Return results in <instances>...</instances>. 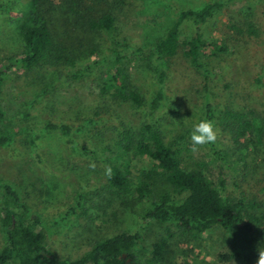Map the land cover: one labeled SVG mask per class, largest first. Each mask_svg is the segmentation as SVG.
Returning <instances> with one entry per match:
<instances>
[{
    "label": "trees",
    "instance_id": "1",
    "mask_svg": "<svg viewBox=\"0 0 264 264\" xmlns=\"http://www.w3.org/2000/svg\"><path fill=\"white\" fill-rule=\"evenodd\" d=\"M66 1L65 20L54 19V11L47 5L49 0H26L25 13L17 19L22 50L6 59L8 65L0 69V152L18 147L22 138L24 148L39 158L37 149L41 145L62 138L71 142L74 154L101 163L107 173L108 193L126 197L134 191V203L142 205V221L156 222L164 228L163 237L146 249L150 256L141 264H164L177 236L199 239L216 227L221 228L231 246L230 251L219 255L222 264H257L259 251L264 250L260 231L264 211L240 186L239 194L232 195L227 190L228 179L217 182L214 170L225 169L226 176L232 179L237 172H245L249 165L247 159L251 157L250 145L254 149L264 146V106L247 113L228 105H215L208 83L214 77L212 62L207 60L205 51L208 44L200 33L190 40L180 38L181 27L186 21L197 25L206 23L223 7L225 0H212L199 10H182L164 37L148 49L134 51L128 39L121 36L117 18L110 10L111 4L119 0ZM100 7L104 10L99 11ZM12 11L7 3H0L1 16ZM77 31L102 38L108 53L101 54L98 49L89 47L76 53L63 46V43L69 44ZM245 35L256 46L264 47L263 23L250 25ZM224 51V48L215 47L214 56ZM85 54L90 58L95 56V61L84 63L81 57ZM179 54L207 80L200 120L214 122L215 143L197 146L193 151L191 130L168 142L161 130L143 123L138 130L124 128L120 139L114 145L106 144L101 152L81 146L78 139L85 129L95 131L114 123L115 106L131 104L155 112L161 109L166 100L170 62ZM142 55H147L156 65L157 88L148 102L140 89L132 86L129 74L128 65ZM44 64L65 66L75 82H81L93 72H101L100 100L94 113L82 120V125L74 128L65 123L46 122L36 127L14 126L9 110L1 101L5 71L34 69ZM41 95L48 97L49 89H43ZM34 104L36 101L32 107ZM30 110L21 116L29 118ZM223 133L230 136V147L220 142ZM134 159L146 166L141 170L143 178L132 190ZM262 183L264 185V181ZM86 214V196L79 193L66 216ZM49 228V223L27 205L20 186L0 176V264H130L129 260L143 242L142 229L123 231L95 241L79 258H61L48 248L46 231Z\"/></svg>",
    "mask_w": 264,
    "mask_h": 264
},
{
    "label": "rangeland",
    "instance_id": "2",
    "mask_svg": "<svg viewBox=\"0 0 264 264\" xmlns=\"http://www.w3.org/2000/svg\"><path fill=\"white\" fill-rule=\"evenodd\" d=\"M122 1L112 3L110 10L117 18L121 36L128 39L134 51L148 49L164 37L182 10H199L212 0ZM0 3H7L13 10L11 14L0 15V69H4L8 65L6 59L22 50L17 19L25 13L26 0H0ZM66 3V0H49L47 5L53 9L54 19L65 20L63 7L67 6ZM102 8L98 10H104ZM258 23L264 24L263 0H225L223 7L206 23L197 25L189 20L181 27L182 41L200 33L208 44L206 56L214 71L213 79L208 82L209 91L213 103L219 107L228 105L249 113L264 106V47L256 46L245 35L250 25ZM63 44L76 53L88 47L98 49L101 54L108 53L102 38L79 31L73 33L69 44ZM215 47L225 51L215 57ZM81 58L84 63L96 59L88 54ZM128 66L132 86L138 87L146 101H150L157 88L155 63L147 55H142ZM206 84L202 74L190 67L179 54L170 62L166 100L161 109L155 112L148 107L137 108L131 104L115 106L116 120L113 124L95 131L85 129L78 140L81 146L101 152L106 144L114 145L120 139L124 128L138 130L143 123H149L161 130L168 142H172L202 118ZM102 86L100 71L75 82L65 66L44 64L34 69L5 71L1 101L9 110L15 127H36L56 122L76 128L94 113ZM43 89H49L48 97H42ZM33 101L36 104L32 107ZM29 110V118L21 116ZM229 139L227 133L220 134L223 146L230 147ZM22 143L20 138L18 147L0 152V176L18 184L27 205L49 223L47 245L52 252L61 258L76 259L101 238L142 229L143 242L129 263L146 261L150 256L146 249L163 237L164 228L156 222L142 221V205L134 203V191L133 195L126 197L108 193L105 167L95 160L74 154L67 139L55 138L41 145L37 149L39 158L25 149ZM250 149L251 157L247 159L249 165L244 173L237 172L232 179L226 176L225 169L217 168L214 178L217 182L228 179L227 190L234 196L239 194L240 186L249 199L257 200L264 211V146L254 149L250 145ZM144 166L145 163L133 160L132 190L135 183L143 178L141 170ZM79 193L86 196L87 214L67 217L66 213L75 204ZM126 201L132 204L125 205L123 202ZM260 231L264 241V223ZM230 250L223 231L216 227L199 239L177 236L164 264H222L219 255Z\"/></svg>",
    "mask_w": 264,
    "mask_h": 264
},
{
    "label": "clouds",
    "instance_id": "3",
    "mask_svg": "<svg viewBox=\"0 0 264 264\" xmlns=\"http://www.w3.org/2000/svg\"><path fill=\"white\" fill-rule=\"evenodd\" d=\"M190 140L193 151L197 150V146L215 143L217 140V129L214 122L202 119L198 123H194L190 132ZM257 264H264V250L259 251Z\"/></svg>",
    "mask_w": 264,
    "mask_h": 264
}]
</instances>
